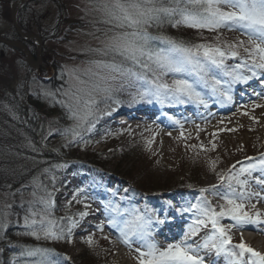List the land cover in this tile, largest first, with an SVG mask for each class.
<instances>
[{
    "label": "rangeland",
    "instance_id": "obj_1",
    "mask_svg": "<svg viewBox=\"0 0 264 264\" xmlns=\"http://www.w3.org/2000/svg\"><path fill=\"white\" fill-rule=\"evenodd\" d=\"M62 1L65 3L66 10L64 18L60 17L59 7L49 0H36L29 3L30 7L26 12L28 33H24L34 34L42 41L40 49L37 41H27L30 54H36L31 55L35 67L28 64L22 51L20 54L15 50L5 51L1 64L8 65L10 71L13 70V73L18 75V82L23 81L25 84L30 77L28 90L42 105V109L36 108L33 112L38 121L34 133L36 143H39L43 149L57 152L59 147H65L67 151L73 148L84 154L92 148L100 153L105 151L114 153L112 157L116 156L118 159L108 166L107 179L112 187L117 188V193L123 192L125 187L131 190L138 189L140 178L134 181L128 180L129 177L125 175L128 171L136 173L139 177L149 178L156 185L164 184L173 188L163 191L164 208L162 210L153 212L148 209V214L153 215L154 220L161 217L172 220L174 216L184 218L176 235L160 237L157 235L159 229H154V240L159 241L156 242L161 248H166L167 243H176L183 238V232L187 230L193 219L192 213L179 214L178 208L186 207L189 201L195 203L200 198V189L220 185L219 174L227 175L229 170L238 172L241 167L252 163L248 158L264 155V107H255V104L264 105V98L253 95L254 92L264 93V79H253L248 84L234 85V92L238 86H243L248 93H244L242 99H239L240 95L233 92L234 102L230 105H221L212 100H209L208 108L195 104L177 105L172 108H165L156 103L151 106L114 105V111L103 115L91 131L82 133L83 139L79 143L70 144L62 132L71 127L73 121L69 119L67 110L57 101L67 99L63 96L65 89L78 86L77 81L72 79L73 73L80 75L81 79H88V76L83 74L92 67L91 61L101 59L91 50L102 47V42L113 33L109 31L111 25L103 23L105 15L101 10V4L104 0ZM1 8L6 10L4 14L7 13L6 8ZM10 11L12 15V6ZM4 14L0 15V34L6 33L11 28V23L5 19ZM67 20L80 24L74 23L70 26ZM238 34L240 35L239 32L236 35ZM38 57L40 62L36 67ZM32 71L37 73V77ZM243 91L239 93L242 94ZM174 121L180 123L177 124ZM213 145H215L214 148ZM4 155L7 156L2 157L1 162H5L9 172L28 170L34 166L33 157L27 151L17 153L10 151ZM120 162L122 166H119ZM233 165L235 168L232 167ZM192 167L195 168L194 173ZM60 173L65 182L52 197L55 201L54 211H76L77 209L79 211L80 209V211H87L88 215L79 217L80 221L77 222L76 227L72 228V234L67 239L59 241L43 239L37 241L32 237L31 239L49 250L56 247L66 250L70 260L74 262L76 259H81L89 248L95 247L99 254V264H137V252L129 250L118 242L117 234L108 226L104 205L96 200L97 197L92 190V188L100 190L98 181L92 183L90 176L84 175L78 167L70 163L63 164ZM182 173L191 176L193 181L201 184L199 189L186 192L189 195L188 198L185 197V193L176 192L174 188ZM257 176L259 172L253 173L251 180L253 192L261 191V186L255 184ZM90 182L94 185L89 186ZM78 188H85L90 193L87 200L90 208L85 209L82 203H77L73 199ZM35 190L38 196L44 195L42 189ZM48 191L51 192V190ZM28 194L29 200L33 201L32 192ZM261 194L264 195V191H261ZM206 195L219 211L223 201L210 194ZM24 196L23 194V199ZM138 203L128 207H138L142 211L141 202ZM251 203H255L257 209L264 213V200L258 202L253 198ZM10 205V195L7 192H0V220L3 221L0 223L2 246L8 245L5 234L9 226L13 227L12 233L18 238L25 235L27 231L25 226L21 227L24 223L21 226L11 224L13 220L11 221L9 216ZM174 209H177L178 214L174 212ZM221 223L227 228L232 222L223 219ZM101 224L102 231L98 228ZM165 225L166 223L160 229ZM18 228H24V230L19 232ZM248 228L254 230L250 231L251 229L248 230ZM208 231L209 229H202L197 236L190 237L188 243H202ZM230 234L234 245L243 240L246 245L264 254V225L259 228L249 225L242 232L233 227ZM88 237H91L94 242L91 246L87 243ZM2 246L0 247V264H14V262L18 264V257L10 247L1 251ZM201 256L205 258L206 264H214V262L227 264V257L223 254L217 256L214 252L201 251ZM75 263L84 264L80 261Z\"/></svg>",
    "mask_w": 264,
    "mask_h": 264
},
{
    "label": "snow or ice",
    "instance_id": "obj_2",
    "mask_svg": "<svg viewBox=\"0 0 264 264\" xmlns=\"http://www.w3.org/2000/svg\"><path fill=\"white\" fill-rule=\"evenodd\" d=\"M101 10L105 15L103 23L111 25L109 31L113 33L102 42V47L91 50L101 59L91 61L92 67L83 74L88 76L87 80L73 73L72 79L78 86L65 89L63 96L67 99L57 101L73 121L62 132L70 144L79 143L83 132L91 131L103 115L115 110L114 105L121 103L118 93L126 91L129 104H195L208 108L209 100L221 105L233 103L234 85L264 79V0H104ZM164 23L217 33L215 43L193 44L149 32V28ZM221 30L239 32L246 39L224 40ZM156 41L163 47L157 46ZM253 95L264 98L262 92ZM248 159L252 161L249 166L219 174L220 185L200 189L195 203L189 201L186 207L178 208L180 214L193 215L179 242H169L161 248L153 238L154 227L166 220H154L153 215L138 207L122 208L113 202L116 192H112L113 199L104 203L108 226L117 234L118 242L137 252V264H206L201 251L223 254L227 264H264V254L243 240L234 245L230 234L233 227L242 232L249 225H264V213L251 203L253 198L258 202L264 200V155ZM256 172L259 176L255 177V184L261 186V191L253 192L251 180ZM33 184L44 195L38 196L35 189L32 192L34 200L29 202L24 217L26 235L37 241H59L71 236L77 222L71 216L57 219L52 193L37 178ZM206 194L225 202L219 211ZM89 196L85 188H78L73 199L88 209ZM78 215L83 218L88 212ZM223 219L232 223L226 228L221 223ZM62 221H68L67 225ZM98 228L102 231L103 225ZM202 229H209L203 242L188 243ZM87 243L93 244L91 237ZM21 255L33 258L26 264H60L56 254L44 247L26 248Z\"/></svg>",
    "mask_w": 264,
    "mask_h": 264
},
{
    "label": "trees",
    "instance_id": "obj_3",
    "mask_svg": "<svg viewBox=\"0 0 264 264\" xmlns=\"http://www.w3.org/2000/svg\"><path fill=\"white\" fill-rule=\"evenodd\" d=\"M16 1L18 0L0 1L2 2L0 6V15H2V13L4 14V12L6 11L2 10L1 7H3V9L6 8L7 13L4 14V17L11 23V28L9 29V31L0 34V37L10 41H20L24 43V45L28 48V42L22 39L12 22L10 7L13 6ZM49 1L55 3L59 7L61 11L60 17L64 18L66 12L65 3L62 0ZM30 4L28 3L24 5L18 12L17 16L20 29L26 33H28L26 25V12L30 7ZM67 22L70 26L74 23L80 24L75 21L67 20ZM149 32L153 36L163 35L175 40L189 41L193 44L215 43L214 37L217 35V33L208 31H203L201 33L195 29L186 27H173L168 23H164L160 27H151L149 28ZM235 33L237 34V32L221 30L220 35L222 39L229 41L246 39V37L240 36L239 34L238 36ZM155 43L157 46L163 47V45H161L159 41H156ZM13 50L18 51L20 54H22V52L17 48L0 44V192H7L10 195L11 205L9 208V216L11 218V221L13 220L11 224H19L21 226L24 223V217L26 215L27 209L29 208L30 202L28 193L33 192L35 189V186L33 184L34 178H37L39 184L47 188V190H51L52 197L55 196V192L58 189L64 186L65 180L60 173L61 167H54L56 165L70 163L72 164V166L78 167V170L84 173V175L90 176L92 183L98 181L97 183L99 187L101 186L100 190L98 188H92V190L95 197H97L96 200L104 205V203H106L110 199H113L112 192L117 193V188L110 186L108 181H106L104 178L106 177L105 173H107L108 166L113 164L114 161H117L118 157H112L114 153H108V151L100 153L92 150V148H89L88 152L84 154L74 150L73 148L70 151H67L65 147H59L57 152H49L43 149L39 145V143H36L34 133L38 121L35 118L33 109H42V105L37 102L38 100L34 97V94L28 90L27 85L30 81V77H28V79L26 80L27 83L25 84L23 81L18 82V75L14 74L13 70L10 71L8 65L4 64L3 66L1 64L2 55H4V52ZM31 55L34 56L36 54L32 53ZM234 62L238 61H229L230 64ZM32 73L35 77H37L36 72L32 71ZM117 95L119 100L121 101L120 104L128 106L134 105L129 104L128 101L130 97L128 96V93L126 91L118 93ZM153 103L135 104H141L142 106H151ZM177 105L180 104L160 106H163L165 108H172ZM10 151L16 153L27 151L33 157L34 166L28 170L22 168L23 170L20 171L14 170L9 172V170L6 169L7 166L5 162H1V158L7 156L4 154L9 153ZM120 163L121 164H119V166H122V162ZM192 171L193 173L195 172L194 167H192ZM126 173L127 174L125 175L130 178H128V180L134 181L135 179L137 180V178H140V185L137 190H131L130 188L125 187L123 192L117 193L113 202L118 203L122 208L128 207L132 204H139L138 202H141V208H143L142 211L147 212L148 209L153 210V212H156L157 209H161V207L163 206V191L165 189L170 190L173 188L164 186V184L156 185L153 180H150L149 178L147 179L139 177V175L132 171H128ZM53 174L55 176L54 180L52 179ZM179 177L180 178L174 185L176 192L186 193L191 190H197L201 187V184L193 181L191 179L192 177L188 176L187 174L182 173ZM91 182L89 186L94 185ZM89 186L86 187L89 188ZM23 194L25 195L24 199L22 197ZM224 203L225 202L223 201L222 205ZM212 206L216 208L214 204H212ZM79 212H81L80 209L79 211L78 209L76 211H54L53 214L57 219L65 216H71L73 220L78 222L80 221V216L78 215ZM62 223L64 225H67L68 221H62ZM23 226L24 225H22L21 227ZM12 228V226H9L6 230L5 235L8 238V245L5 244L4 246H2L3 243L1 242V251L10 247L11 251L18 257V264H26L27 261H30L33 258L24 257L21 255V252L26 248L41 247V245H38V242H36L34 239H31V237L26 234L18 238L17 235L12 233ZM17 230L21 232L24 230V228H18ZM95 249V247L89 248L86 254L81 259H76L75 262L80 261L84 264H99V254L96 251L97 249ZM50 251L56 254V258L60 261V264H76L74 261L70 260L68 254L66 253V250L56 247L55 249H50Z\"/></svg>",
    "mask_w": 264,
    "mask_h": 264
},
{
    "label": "water",
    "instance_id": "obj_4",
    "mask_svg": "<svg viewBox=\"0 0 264 264\" xmlns=\"http://www.w3.org/2000/svg\"><path fill=\"white\" fill-rule=\"evenodd\" d=\"M33 1H36V0H18L16 1L13 6H12V22H13V25L15 27V29L17 30V32L19 33V35L22 37V39L26 40V41H37V44H38V47L40 49L41 45H42V41L41 39L34 35V34H25L19 27L18 25V20H17V16H18V12L20 11V9L30 3V2H33ZM0 44H4L6 46H11V47H14V48H17L19 50H21L25 57H26V60L28 62V64L31 66V67H35L33 62H32V56L28 50V48L24 45V43L20 42V41H10V40H7V39H4L2 37H0ZM39 62H40V57H38V61H37V66H39Z\"/></svg>",
    "mask_w": 264,
    "mask_h": 264
},
{
    "label": "bare ground",
    "instance_id": "obj_5",
    "mask_svg": "<svg viewBox=\"0 0 264 264\" xmlns=\"http://www.w3.org/2000/svg\"><path fill=\"white\" fill-rule=\"evenodd\" d=\"M146 117V116H145ZM175 227L177 230L179 229V226L181 227V224H178V223H173V224H169L167 226L168 229H172V227Z\"/></svg>",
    "mask_w": 264,
    "mask_h": 264
}]
</instances>
